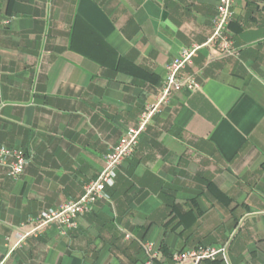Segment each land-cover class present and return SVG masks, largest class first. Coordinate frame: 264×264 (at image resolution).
<instances>
[{
  "label": "crops",
  "instance_id": "obj_1",
  "mask_svg": "<svg viewBox=\"0 0 264 264\" xmlns=\"http://www.w3.org/2000/svg\"><path fill=\"white\" fill-rule=\"evenodd\" d=\"M216 13V0H0V141L32 158L17 181L0 169V264H145L142 241L170 264L230 237L218 264H264V0H236L238 56L208 44ZM194 46L183 75L200 90L161 107L109 200L69 232L31 224L82 197Z\"/></svg>",
  "mask_w": 264,
  "mask_h": 264
},
{
  "label": "built area",
  "instance_id": "obj_2",
  "mask_svg": "<svg viewBox=\"0 0 264 264\" xmlns=\"http://www.w3.org/2000/svg\"><path fill=\"white\" fill-rule=\"evenodd\" d=\"M236 0H216V16L213 21V33L208 41L224 56H238L237 49L230 33V24L233 17V8ZM202 46H194L184 50L176 59L166 67V78L162 94L156 103L146 107L139 118L137 126L129 128L122 136L118 144L111 149L105 158V166L98 178L89 183L84 194L78 200L68 202L58 209L45 210L37 218L29 220L31 224H38V229L44 228L52 223L59 224L64 232L78 228V219L91 213L96 204L101 200H109L108 189L115 185L120 167L127 160L134 157L141 137L156 114L160 112L163 105L168 104L170 99L183 89L191 91L200 90L201 86L193 74L183 75L193 59L197 56ZM31 156L19 148H10L0 141V169L14 181L21 179L29 164ZM127 240L132 239L126 235ZM232 238L219 245L199 246L175 252L170 264H202L216 262L227 263L229 248ZM141 249L145 253V264H157L158 250L153 242H140Z\"/></svg>",
  "mask_w": 264,
  "mask_h": 264
},
{
  "label": "trees",
  "instance_id": "obj_3",
  "mask_svg": "<svg viewBox=\"0 0 264 264\" xmlns=\"http://www.w3.org/2000/svg\"><path fill=\"white\" fill-rule=\"evenodd\" d=\"M109 190V189H108ZM219 262H216V263H214V264H218Z\"/></svg>",
  "mask_w": 264,
  "mask_h": 264
}]
</instances>
